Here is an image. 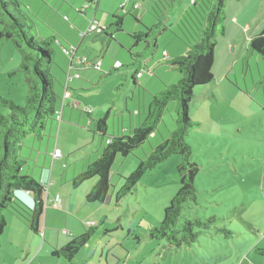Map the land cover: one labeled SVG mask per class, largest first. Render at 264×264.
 <instances>
[{
    "label": "rangeland",
    "instance_id": "rangeland-1",
    "mask_svg": "<svg viewBox=\"0 0 264 264\" xmlns=\"http://www.w3.org/2000/svg\"><path fill=\"white\" fill-rule=\"evenodd\" d=\"M19 1L26 24L38 42L43 41L36 34L39 27L45 31L46 38L56 32L66 43L70 37L64 36L67 28L60 22L69 25L71 30L78 31L79 28L74 26L73 18L85 20L87 28L96 15L97 21L101 23L100 28L114 30L115 40L106 35L98 37L97 32L91 33L83 42L79 37L77 43L79 51L74 63L81 60L85 61L86 65L82 67L77 64L78 66L73 67L84 79H87L86 74L92 73L93 78L98 81L92 84L89 91L81 94V97L93 98L95 103L101 102L105 105L101 107L106 109L103 116L107 118L109 135H112L114 131L117 132L122 123L129 125L130 120L134 118L128 114L127 107H133L136 104L138 111L141 110L144 114L142 115L144 120L148 117L150 106L147 102L145 103L144 97L145 93L147 95L159 93L158 90H152L158 86L156 84H162L164 81L171 86L180 80V74L167 65L163 54L168 50L171 53H178L174 52V42L177 39L183 44L182 46L187 47L186 42L179 38L177 23L193 0H131L142 6L137 12L133 8L134 4L131 2L128 4L129 0H103V4L112 6L113 10H107L105 6L98 7L99 4H91V9H86V0H52L55 7H61L63 11L43 1L42 7L38 0ZM32 1L34 2L31 8L29 4ZM228 4H234L235 7L231 10L226 7L225 28H229L230 39L234 36L238 38L229 48L225 47L222 57L219 54L221 48L217 42L212 69L215 82L206 91H202L201 87L197 88L189 106V118L193 122L201 123L202 127L190 130L187 138L194 150L193 160L200 167L197 180L199 205L192 213L193 218L216 217L217 226L203 233L198 242L189 248L177 249L164 241L150 237V231L162 223L166 208L181 188L178 173V167L182 163L181 156H173L161 163L153 172L146 174L135 190L122 199L119 205L116 203L117 193L122 190L125 179L135 171L140 159H146L151 151L168 139L176 129L178 104L171 102L157 127L156 135L134 155L117 156L112 167V187L108 199L110 205L91 204V206L94 205L91 208L96 214L88 221L97 219L100 223L104 217L107 220L101 228H99L101 225L97 223L99 231L94 241L89 244L90 249L83 250L74 264H85L89 260L88 264H99L102 250L105 254L101 264H107L106 256H108L109 264H264V257L256 252L257 249L264 250V61L256 55V60L251 62L249 69L247 58L238 59L246 46L247 39L251 37L247 27L262 24L260 28L263 30L264 0H231ZM66 10H73V15ZM80 12L86 15H80ZM69 15L73 17L71 21L67 19ZM115 16L124 18L121 32H116V29L111 27L116 21ZM233 17H238L241 22L244 18L250 20L254 18V20L244 26L241 33L239 26L231 23ZM104 18H108V24H104ZM53 27L58 28L59 32ZM1 33L0 25V98L12 100L17 105L23 106L26 103L28 86L25 75L19 71L21 55L10 41L1 38ZM145 33H149V37L154 41L153 45H148ZM69 34L71 35V32ZM133 34L143 35L141 41L136 42ZM223 36H220L217 41L223 40ZM157 41H161V44ZM55 49V64L64 65L69 71L71 58L64 53L63 49L57 46ZM233 49L236 51L234 52ZM58 52L64 54L66 60L57 56ZM136 53H141L140 61L137 60L138 58L136 61L133 59L132 54ZM177 55L183 56L186 52ZM229 56L232 57L231 64ZM115 59L125 62L126 68L114 72ZM234 60L236 62L233 63ZM134 62L139 63L137 66L129 67ZM145 62H149L151 66V69L145 67L147 71H151L146 72V78H154L153 86L150 84L148 88L152 87V92L149 90L145 92L143 87L134 100L135 87H133L130 71L142 70L141 67ZM237 62L241 63L236 68ZM102 66L103 72L113 71V75L104 78L103 73L96 69ZM56 70L62 74L57 66L54 68V71ZM222 75H224L223 79ZM103 95L106 96L105 103L102 102ZM76 99V102L80 100L79 97ZM114 103L117 104V108ZM0 114L8 116L11 112L0 103ZM132 114L134 115V112ZM94 116L97 120L98 117ZM47 130L48 128L38 135L41 136L39 141L48 139L46 138ZM93 131L97 132L96 126L93 127ZM93 134L90 136L93 137ZM96 135L94 145L85 146L72 156L65 153V165L62 164L59 176H64L68 171L72 173L75 170L80 171L88 152L99 151L103 145L106 146L103 137L98 133ZM36 138V135L28 137L21 151L26 153L25 148L29 147L34 139L37 140ZM62 143H64L63 140ZM32 170H34L33 167L29 169L30 172ZM22 174L25 175V170ZM97 181L98 179H91L75 189L72 182L66 184L60 177L59 186H56L54 191L61 190L65 194L71 191L76 195L74 202H86V196ZM60 198L64 199L63 196ZM96 206L101 208L98 212H95ZM79 207L78 204L74 205L75 209ZM48 210L52 213H60L53 208ZM62 212H64V222L68 223L69 220V226L82 225V222H85L79 214L68 216L67 210ZM189 212L185 211L180 225L189 217ZM10 216V211L4 212L6 219ZM43 224L42 231H47L49 234L67 235L71 232L64 224L56 227L54 231L47 227L45 222ZM119 225L122 229L113 231ZM218 228H226L232 231L233 235L227 239L223 233H218ZM12 230L13 225L9 226L4 235H8ZM107 230L112 232L106 235ZM42 238L38 237L35 240L45 241ZM95 247L96 256L90 258ZM39 249L32 252L27 264H68L64 260L52 257L50 244L45 243L44 249ZM13 251L15 250L9 248L5 236H2L0 262L12 264L10 262L15 257ZM21 261L22 259L19 263Z\"/></svg>",
    "mask_w": 264,
    "mask_h": 264
},
{
    "label": "trees",
    "instance_id": "trees-1",
    "mask_svg": "<svg viewBox=\"0 0 264 264\" xmlns=\"http://www.w3.org/2000/svg\"><path fill=\"white\" fill-rule=\"evenodd\" d=\"M229 1L231 0H193L189 7H186L177 23V29L179 38L187 44V53L172 59L166 58L167 65L180 74L179 82L165 86L161 92L153 96L146 121L131 130L129 135H109L107 118L101 119L96 133L101 134L104 139H109L110 143L98 158L72 181L73 187L77 189L91 179H98V183L88 194L87 201L105 204L109 199L112 167L117 156L134 155L149 142L156 134L168 105L177 102L176 129L168 139L153 149L146 159H140L138 167L125 179L122 190L116 196L118 204L135 190L146 174L153 172L169 158L181 156L182 163L178 167L181 188L166 208L162 223L150 231L152 239L164 241L177 249L194 246L200 236L214 229L218 222L216 217L193 218L192 213L199 205L197 180L200 167L193 160L194 150L187 138L190 130L201 127L200 123L189 118V106L197 88L207 87L215 81L212 75L215 47L218 38L225 34L226 6ZM114 19L116 21L111 27H114L116 32L123 31L124 18L115 16ZM0 25L1 38L10 41L21 55L19 71L25 75L28 86L26 103L23 106L12 100L0 98L2 106L11 112L8 116L0 114L1 249V237L8 227L4 217L5 211H10L34 234L41 233V225L47 213L44 206L47 192L42 183L22 174L28 162L22 157L21 149L24 147V141L32 135H36L40 140L41 136L38 135H41L49 122L56 117L58 104L62 99L56 90L57 80L52 73L58 39L50 37L42 42L36 41L23 17V8L19 0H0ZM113 33L114 30L108 28H100V32H97L98 37L106 35L115 40ZM145 34L148 39L151 38L149 33ZM142 36L133 34L136 42H140ZM250 45L264 61V32L252 38ZM132 56L135 61L137 58L139 61L142 59L141 53ZM138 63L134 62L130 66ZM110 75L111 73H106L104 77ZM133 80L136 82V77ZM17 189L32 195L34 208L27 206L17 197ZM185 211H190L189 217L180 225ZM98 230L99 228L93 227L80 236L71 235L68 245L59 250L52 249V257L74 264L80 252L96 237ZM217 231L223 233L227 239L233 235V232L226 228H218ZM256 252L264 257V250L257 249Z\"/></svg>",
    "mask_w": 264,
    "mask_h": 264
},
{
    "label": "crops",
    "instance_id": "crops-1",
    "mask_svg": "<svg viewBox=\"0 0 264 264\" xmlns=\"http://www.w3.org/2000/svg\"><path fill=\"white\" fill-rule=\"evenodd\" d=\"M42 1L44 3L47 2L48 4H51L55 7V5L52 3V0H38V3L41 7L44 6L43 5L44 3ZM240 1H244V0H240ZM33 2L34 1H32V3L29 4V6L31 8L33 7ZM103 3H104V1L101 0L98 7L102 8L103 6H105V8L107 10H113L114 9L112 6H109V5H106ZM131 3L135 5L137 2L131 1ZM226 7L231 10L235 6H234V4H228ZM55 8L60 10V11H63V8H61V7H59V8L55 7ZM90 9H91V7H90ZM66 11H67V13H71V15H73V13H74L73 10H66ZM135 11L136 12L140 11V9L135 10ZM82 14L86 15V13L80 12V15H82ZM71 15H69L70 17L66 16L69 21H71L72 20L71 18H73ZM87 15H88V13H87ZM73 19L75 21L74 26L79 28L78 31L71 30L69 25L63 24L62 22L59 21L61 23V25H63L64 27L67 28V32L65 33V35L63 33H61V34H63L65 37H70V39H68L69 42L67 41L66 43H64V41H62L60 39L59 35H57L56 32L53 33L54 36L51 35L50 37H56L58 39V43L56 44V46L59 47V49L60 48L63 49V48H69V47L73 48L74 47L76 49V56H77L78 51H79V46L77 45V43L79 41V37H80L81 41L83 42V40H85L87 36L85 38H81V34H85L89 27L86 28V21L85 20H80L79 18H73ZM93 20L97 21L96 15L94 16ZM243 20L241 22L238 17H233V20H231V23L235 26H239L240 32H241L242 28L246 25H249L250 22H253L254 18L252 20H250L248 18L245 19L244 21ZM248 20H250V21H248ZM97 22H98L99 26H101V23L99 21H97ZM104 22H105L104 24H108V18H104ZM261 26H262V24H259L257 26H253L254 28L253 27H251V28L247 27L248 32L251 33V37L249 39H247V42L245 43L246 46H245L244 50L241 51L240 57H238L239 60L240 59L242 60L243 58H247V62L249 64V69H250L251 62L256 60L255 56L257 55L258 57H260L257 53H255L251 49L250 42H251L252 38L259 36V34L261 32H264V27H263V30H261V28H260ZM53 28H55V27H53ZM55 29L59 32L58 28H55ZM136 29H138V28H136ZM228 31H229V28L228 27L225 28V34L222 38L223 40H221L220 42L217 41L218 46L220 45V48H221L219 51V54L221 55V57L224 53L225 47L229 48L231 46V44H233L235 42V40L238 38V37L234 36L230 39V37L228 35V33H229ZM70 32H71V35L69 34ZM240 32H239V34H240ZM44 33H45V31H42L39 27L37 28L36 34L42 40L47 39L46 34H44ZM50 37H48V38H50ZM115 38H116V36H115ZM147 42H149L150 45H153V43H154L152 38L148 39ZM157 42H159V44H161V41H157ZM174 44H175L174 52L176 51L178 53H176V54L173 52L171 53L169 50L165 51L163 54L164 59H166V58L172 59L174 57L181 56L182 54L177 55V54H180L181 52L187 53V47L185 48L184 46H182L183 44L181 42H179L178 39L174 42ZM127 46H130V45H127ZM56 49H55V51H56ZM180 49H183V51L180 52L179 51ZM233 50H234V52L236 51L235 49H233ZM165 54L167 56H165ZM58 55L63 60H66L64 54H61L60 52H58L57 56ZM227 57H228V55H227ZM229 58H230V64H231L232 57L229 56ZM222 61L224 62L225 60H222ZM80 62H82V61L77 60V62H75L76 64L74 62H72L71 65L69 64V66H70L69 71H67V69L64 65H61L62 67L57 63L54 65V67L52 69V73L57 80L56 90L62 99V101H60L58 104L57 115L53 120H51L49 122V124L47 126L48 130L46 131V134L48 136H46V138H48V139L44 138V140H42V141H39L38 138H36L37 140H35V139L33 141L30 140V141H32L31 145H29V147L25 148L27 150V152L25 153L24 151H22L23 155L21 154L22 157L25 158L28 162L27 166L23 169V171L25 170V175L35 178L37 181H39L43 185H47L50 183L51 186H53L52 188L50 186V189H49L48 195L50 197H51V193H53V197H55V196H59V197L63 196L64 197L63 200L61 198L62 210L61 211L57 210L60 213H52L51 210L47 211V213L44 217V220L42 222L41 233L39 235L34 234L24 223L19 221V219H17V217H15L13 214H11V216L6 219L7 223H8V227H7L6 231H8L9 226L11 227V225H13V230L8 235H4L5 233L3 234V236H5V240L8 242L9 248L15 250V251H13V253H14L13 256H15L14 260H12V262H10L12 264H21V263L27 264L28 263L27 261L31 257L32 252L37 250L38 248H40L39 250H43L45 243H48L51 245L50 253H51L52 249H57V250L62 249L63 247L68 245V243L71 241V238H70L71 235L80 236L86 232V230L88 228H87L85 222H89L88 221V220H90L89 218L92 217L94 214H96L92 211L91 207H93L94 205L91 206V204H98V203H89L87 201L88 195L86 196V202H81V201L80 202H77V201L74 202L76 195L73 194V192L69 191V193L65 194V192H63L61 190H57V191L55 190L54 191V188L56 186L57 187L59 186L60 177H61V181L65 182L66 184L69 182H72L74 178H76L79 174H81L83 171H85L87 169V167L89 166L90 163H92L93 161H95L98 158L99 154L106 147L105 145H103L102 149L99 151H95V150L93 151L92 150L91 152H88L87 156H85V158H84V161L85 160L86 161H85V163H84V165L80 171L75 170L73 173L71 171H68L64 174V176L63 175L59 176V172H60L62 164H63V166L65 165L64 164V158L66 156L65 153L72 156L76 152L81 151V149L83 147L90 146L91 144L92 145L95 144L97 133H95L93 131V127L96 126V129L98 131V122L104 118L103 114H105V110H106L105 107H101V106H105L101 102L95 103L93 98L81 97V94H84V92L89 91L91 89L90 87L92 86V84L94 82H98V81H96L95 78H93L94 74H92V73L86 74L85 77L87 79H84L83 76L81 74H79L78 70L73 69L74 66L81 65V64H79ZM116 62H120L119 59H115V63ZM150 62H151V60H150ZM234 62H236V60H234L233 63ZM115 63H114V66H115ZM239 63H241V62H237L236 68L239 65ZM122 64H123L122 68H120L119 70L113 69V71L119 72L120 70L126 68V66H125L126 63L123 62ZM85 65H81V66L84 67ZM55 66H57V69L61 70L62 74L58 73L57 72L58 70L54 71ZM136 66H137V64H136ZM130 67H134V66H130ZM145 67H148L149 69H151L150 63L145 62L144 66L141 67L142 70H134L133 69V71H130V73L132 75V82L134 84L133 87H135L134 93H133L134 94V98H133L134 100L136 98L137 93H140V91L143 87L145 88L144 89L145 92H146V90H149L150 92H152L151 91L152 87L150 89H148V88L151 86L150 84H152V86H153L152 79H154V78H146V72H151V71H147L148 69H146ZM100 69H101V72L103 73V76H104L106 74V72H103L104 67L102 66V67H100ZM112 72H109V73H111V75L109 77H111L113 75ZM69 73H71L72 75L78 74L80 76V78L75 79L73 82H71L69 84V87L67 88V76ZM139 74H142L141 77H138ZM134 77H136V82L133 80ZM223 77H224V75H222L221 78L223 79ZM104 78H107V77H104ZM156 86L157 87L152 88V90H158L159 92H161L165 88V86H167V83L162 81V84L158 83V84H156ZM209 86L201 87V90L206 91L209 88ZM153 94H156V93H153ZM153 96L154 95H152V94L147 95L145 93L144 100H145V103L147 102L149 106L152 103ZM78 97L80 100L78 102H76V100H77L76 98H78ZM94 97H96V95ZM73 102L78 104V108L73 106V104H74ZM102 102H104V103L107 102L105 95H103ZM90 106H93V108H90ZM114 106L117 108L116 103H114ZM137 108H138V106H136V104H134L133 107H127L128 114L133 116L134 120L133 119L130 120L129 125H126V123H122L120 129H118L117 132L114 131L111 136L129 135L131 130L138 128L140 125H142L146 121L147 118L144 120V118L142 117V115H144V114L141 113V110L138 111ZM86 109H91L92 112L88 114L87 112H85ZM132 112H134V115L132 114ZM144 113H145V115H147L146 112H144ZM135 114H136V116H135ZM94 115H96L98 117L97 120H96V117ZM201 127H202V124H201ZM201 127H199V128H201ZM90 134H93V137H91ZM108 134H109V127H108ZM99 135H101V134H99ZM62 136L63 137L65 136V138L63 139ZM62 140L65 144L64 143L61 144ZM103 140H105V144L107 145L109 139L103 138ZM37 142H39L38 145H37ZM23 149H24V147H23ZM56 150L61 151L62 158H54V153ZM138 165H137V167H138ZM31 167H33V169H34V170H32V172L29 171V169H31ZM97 183H98V181H97ZM97 183H95L91 187V189H90L91 191L96 186ZM17 197L21 201H23L27 206L34 208V199H33L32 195H30L29 193L20 192V193H17ZM76 204L80 205V207L78 209L74 208V205H76ZM108 204L110 205V202L107 201L105 204H100V205L105 206ZM119 204H120V202L118 203V205ZM100 209L101 208L96 206L97 211H95V212H98ZM63 210H67L66 213L68 214V216H72L73 214L81 215L82 220H84L85 222L84 223L82 222V225L75 224V225L69 226V220H68V223H67V221H66V223L64 222V216H63L64 212H62ZM73 210H75V211H73ZM91 219H93V218H91ZM105 220H107L106 217H104V219H102L99 223V220L95 219L94 220L96 222L95 228H97V223H99V225H101V226H99V228L104 226ZM44 222L46 223L47 227L52 229V231H54V229H56V227H59L60 225L64 224V226L65 225L68 226V228L71 230V232H68L67 235H65V234L64 235L63 234L57 235V234H52V233L49 234L47 231L43 232L42 227L44 225L43 224ZM118 229H122V226L119 225L113 231L118 230ZM105 232H109V234H110L112 232V230L111 231L107 230ZM109 234H106V235H109ZM38 237H40V238L43 237L42 239H45V241L42 240L39 242V241L35 240ZM94 239L91 242H93ZM89 244L83 250L90 249ZM96 251H97V249L95 247L90 258H94L96 256ZM104 254H105V251L102 250L100 252V259H99L100 263L99 264H101L102 260L104 259ZM107 257L108 256H106L105 260H106V263L109 264ZM21 259L23 262L21 261L19 263V260H21ZM88 263H90V260L88 262H85V264H88ZM0 264H2V263L0 262Z\"/></svg>",
    "mask_w": 264,
    "mask_h": 264
},
{
    "label": "built area",
    "instance_id": "built-area-1",
    "mask_svg": "<svg viewBox=\"0 0 264 264\" xmlns=\"http://www.w3.org/2000/svg\"><path fill=\"white\" fill-rule=\"evenodd\" d=\"M100 1L101 0H86L87 4H86L85 8L89 9L91 4L98 5L100 3ZM129 3H130V0H129L128 4ZM141 8H142V6L139 3H136L134 5V9L135 10H139ZM96 31L100 32V26H99V24H98V22L96 20H92L87 32L85 34H81V38H85L87 34L92 33V32H96ZM63 51H64V53L67 56H69L71 58V62H74V60L76 58V49L74 47L73 48H63ZM165 56H167V55L165 54ZM79 64L85 65L86 62L82 61ZM121 67H123L122 62H116L115 63V68H121ZM96 69L100 70V67H97ZM141 75L142 74H139L138 77H141ZM79 78H80V76L78 74L77 75H72L71 73H69L68 76H67V88L69 87V84L71 82H73L75 79H79ZM73 106L78 108V104L77 103H74ZM85 112H87L89 114V113L92 112V110L91 109H86ZM108 143H110V141H108ZM54 158H62V153H61L60 150H56L55 151ZM44 187L46 188V192H47V196H46L45 202H44L45 209L53 208L54 210L61 211L62 210V200H61V198L59 196L50 197L48 195L49 189H50V183L47 184V185H44ZM85 224H86L88 229L93 228V227L96 226V222L95 221H89V222H87Z\"/></svg>",
    "mask_w": 264,
    "mask_h": 264
},
{
    "label": "water",
    "instance_id": "water-1",
    "mask_svg": "<svg viewBox=\"0 0 264 264\" xmlns=\"http://www.w3.org/2000/svg\"><path fill=\"white\" fill-rule=\"evenodd\" d=\"M19 149H21V147H19ZM22 192L20 189H17V193H20Z\"/></svg>",
    "mask_w": 264,
    "mask_h": 264
}]
</instances>
